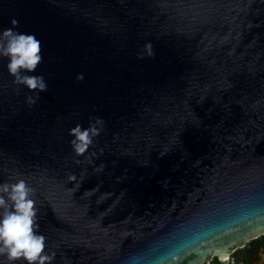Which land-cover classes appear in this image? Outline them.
<instances>
[{"label":"water","instance_id":"obj_1","mask_svg":"<svg viewBox=\"0 0 264 264\" xmlns=\"http://www.w3.org/2000/svg\"><path fill=\"white\" fill-rule=\"evenodd\" d=\"M12 17L48 91L29 107L0 58V182L36 188L53 264H207L264 233V0H0Z\"/></svg>","mask_w":264,"mask_h":264},{"label":"clouds","instance_id":"obj_2","mask_svg":"<svg viewBox=\"0 0 264 264\" xmlns=\"http://www.w3.org/2000/svg\"><path fill=\"white\" fill-rule=\"evenodd\" d=\"M16 17L10 26L0 29V58L17 91L25 92L29 107L35 106L40 94L48 91V82L43 73L37 71L44 60L42 41L35 32L21 31ZM154 56L152 43L144 45V53ZM77 80L84 73L76 74ZM103 117L90 118L87 127L77 123L69 128V143L75 155L85 154L103 131ZM75 180V175L69 176ZM36 188L28 180L17 176L0 182V264H53L56 253L49 251L46 235L39 231V205ZM226 260V256H221Z\"/></svg>","mask_w":264,"mask_h":264},{"label":"flooded vegetation","instance_id":"obj_3","mask_svg":"<svg viewBox=\"0 0 264 264\" xmlns=\"http://www.w3.org/2000/svg\"><path fill=\"white\" fill-rule=\"evenodd\" d=\"M207 264H264V233L232 250L226 260L212 257Z\"/></svg>","mask_w":264,"mask_h":264}]
</instances>
